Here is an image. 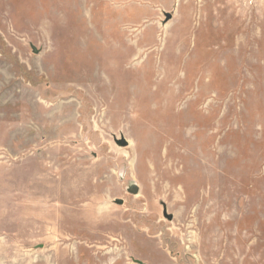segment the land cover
Here are the masks:
<instances>
[{"label":"rangeland","instance_id":"rangeland-1","mask_svg":"<svg viewBox=\"0 0 264 264\" xmlns=\"http://www.w3.org/2000/svg\"><path fill=\"white\" fill-rule=\"evenodd\" d=\"M135 260L264 264V0H0V264Z\"/></svg>","mask_w":264,"mask_h":264},{"label":"water","instance_id":"water-1","mask_svg":"<svg viewBox=\"0 0 264 264\" xmlns=\"http://www.w3.org/2000/svg\"><path fill=\"white\" fill-rule=\"evenodd\" d=\"M165 16H166L165 21H169V20L172 19V17H173L172 13H170V12H166V13H165ZM33 51H34L35 53H38V52H39V50H38L36 47H34V46H33ZM116 141H117V143H118L121 147H124V146H127V145H128V141H127L125 138L117 139ZM131 191L136 192L137 190L134 189V188H132ZM122 202H123L122 199H118V200H117V203H119V204H121ZM164 215H165L168 219H170V220L172 219V215L168 214L166 210H164ZM135 261L138 262V263H140V264H142V262L139 261V260H135Z\"/></svg>","mask_w":264,"mask_h":264}]
</instances>
